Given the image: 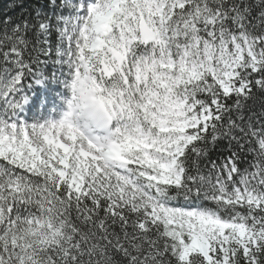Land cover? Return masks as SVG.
Returning a JSON list of instances; mask_svg holds the SVG:
<instances>
[{
	"label": "snow or ice",
	"instance_id": "6c2138e0",
	"mask_svg": "<svg viewBox=\"0 0 264 264\" xmlns=\"http://www.w3.org/2000/svg\"><path fill=\"white\" fill-rule=\"evenodd\" d=\"M25 4L0 20V264H264V0ZM49 63L98 81L99 134L21 117Z\"/></svg>",
	"mask_w": 264,
	"mask_h": 264
},
{
	"label": "clouds",
	"instance_id": "9594fccd",
	"mask_svg": "<svg viewBox=\"0 0 264 264\" xmlns=\"http://www.w3.org/2000/svg\"><path fill=\"white\" fill-rule=\"evenodd\" d=\"M63 83L69 91V96L64 98L66 110L62 118L85 137L102 128L110 110L100 98V84L95 77L81 73Z\"/></svg>",
	"mask_w": 264,
	"mask_h": 264
},
{
	"label": "trees",
	"instance_id": "16d2710c",
	"mask_svg": "<svg viewBox=\"0 0 264 264\" xmlns=\"http://www.w3.org/2000/svg\"><path fill=\"white\" fill-rule=\"evenodd\" d=\"M13 2V0H0V20H2L5 16V14L12 16L14 19L18 18L21 13L20 8L10 9V4ZM59 2V0H57ZM34 3V0H26V7H29V10H31L30 6ZM52 47L53 52L55 51V45H56V34L53 33L52 35ZM56 57L53 55L51 59H55ZM42 59H45L42 57ZM40 70L44 72V74L47 76L46 79H44L41 83H33L32 78L28 77L24 83L25 85L31 84L29 88H25V91L27 92V95L29 97L27 103L25 104V109L29 110L31 108H36L38 110L44 111V114L47 115L50 113V106L49 103L45 104L44 100L47 96H50L49 94L55 93L56 95L64 94L63 91H61V83H63V80L65 79V76L62 74L61 69H59L56 65L49 63L46 65H41ZM66 71V69L64 70ZM53 73H55V76H53ZM29 115L32 119H35L36 116L33 114V112L29 111ZM215 155V153H214Z\"/></svg>",
	"mask_w": 264,
	"mask_h": 264
},
{
	"label": "rangeland",
	"instance_id": "374dc122",
	"mask_svg": "<svg viewBox=\"0 0 264 264\" xmlns=\"http://www.w3.org/2000/svg\"><path fill=\"white\" fill-rule=\"evenodd\" d=\"M67 81V79L65 78L63 80V82ZM61 91L64 92V94H60V95H56L55 93L53 94H49L50 96H47L44 100L45 104L49 103L50 106V113L45 115L44 111L38 110L36 108H32L29 110H26L24 108V110L20 113L21 117L29 122L33 121L34 119H32L30 117V112H33V114H35L34 116L35 119L36 118H41V119H45V118H54V119H61L63 112L66 110V103L64 98L69 96V91L66 87H64V83H61ZM25 107V105H24Z\"/></svg>",
	"mask_w": 264,
	"mask_h": 264
}]
</instances>
